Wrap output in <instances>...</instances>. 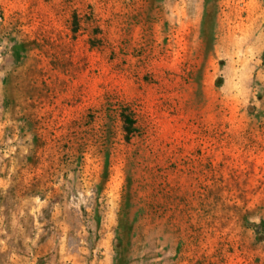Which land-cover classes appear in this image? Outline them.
I'll return each mask as SVG.
<instances>
[{"label":"rangeland","instance_id":"1","mask_svg":"<svg viewBox=\"0 0 264 264\" xmlns=\"http://www.w3.org/2000/svg\"><path fill=\"white\" fill-rule=\"evenodd\" d=\"M0 264H264V0H0Z\"/></svg>","mask_w":264,"mask_h":264},{"label":"trees","instance_id":"2","mask_svg":"<svg viewBox=\"0 0 264 264\" xmlns=\"http://www.w3.org/2000/svg\"><path fill=\"white\" fill-rule=\"evenodd\" d=\"M124 122L127 126V133H131L133 131L132 127L134 126V121L131 117H124Z\"/></svg>","mask_w":264,"mask_h":264}]
</instances>
